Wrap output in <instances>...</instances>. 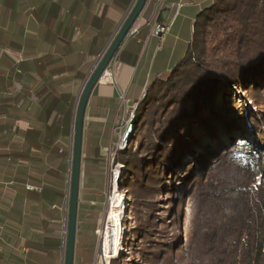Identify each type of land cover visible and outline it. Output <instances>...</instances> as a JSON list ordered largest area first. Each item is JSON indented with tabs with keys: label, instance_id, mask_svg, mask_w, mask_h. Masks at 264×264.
Wrapping results in <instances>:
<instances>
[{
	"label": "crops",
	"instance_id": "0c3cea01",
	"mask_svg": "<svg viewBox=\"0 0 264 264\" xmlns=\"http://www.w3.org/2000/svg\"><path fill=\"white\" fill-rule=\"evenodd\" d=\"M135 1L0 0V264L62 263L77 102ZM210 1H146L114 82L99 80L88 99L81 168L86 142L97 157L94 143L110 144L121 95L131 106L168 73ZM156 24L169 25L163 40L150 35Z\"/></svg>",
	"mask_w": 264,
	"mask_h": 264
},
{
	"label": "trees",
	"instance_id": "16d2710c",
	"mask_svg": "<svg viewBox=\"0 0 264 264\" xmlns=\"http://www.w3.org/2000/svg\"><path fill=\"white\" fill-rule=\"evenodd\" d=\"M235 87L258 113L232 100ZM133 105L134 139L117 161L132 199L134 234L145 238L152 233L151 213L162 192L172 199L170 207L175 205L173 186L180 169L179 182L185 183L180 203L201 199L212 214L202 228L210 263L264 264V151L259 146L264 145V0H211L197 15L182 58L147 84ZM224 131L234 134L228 146L221 138ZM194 166L200 174H193ZM231 168L235 179L221 180L220 174ZM79 207L78 195L73 264L84 234ZM90 234L89 227L87 240ZM50 245L57 249L60 240ZM154 245L163 261L171 245Z\"/></svg>",
	"mask_w": 264,
	"mask_h": 264
},
{
	"label": "rangeland",
	"instance_id": "374dc122",
	"mask_svg": "<svg viewBox=\"0 0 264 264\" xmlns=\"http://www.w3.org/2000/svg\"><path fill=\"white\" fill-rule=\"evenodd\" d=\"M231 89L232 100L240 107L251 114L259 112L244 91H240L238 87ZM143 94L144 92L140 99ZM221 102L222 99L218 101L217 106ZM118 103L119 115L111 129L110 144L94 143L99 149V157L97 152L91 153L92 146L90 147L89 142L85 144L86 158L81 168L79 194L80 225L84 236H79L75 264H109L111 261L117 264H211L202 237V228L205 220H209L212 214L201 204V199L188 197L180 203L179 194L185 187V183L179 182L180 169L175 171V205L170 207L172 199L166 196V192H162L159 198L155 199L157 210L151 213L155 217L152 233L145 238L134 234L136 223L132 199L123 188L126 182L123 177L124 167L117 161V155L119 151H125L134 139L133 120L136 105L125 104L122 95ZM244 133L243 135H250ZM221 138L228 146L233 142L234 134L224 131ZM131 146L135 149L136 141ZM259 146L264 151V145L259 143ZM187 160L191 163L193 158ZM234 161L237 162L236 159ZM209 162L212 165V159ZM193 169V174H200L195 166ZM234 172L235 169L231 168L221 173V180L227 179V175L231 176L229 179H235ZM140 215L145 218L144 213L141 212ZM89 227L93 234H90L87 240ZM91 238L94 239L92 252L88 250ZM155 243L171 245L169 255L165 256L163 261L162 253L159 254V249L154 248ZM151 253L157 254L155 261H151L155 258Z\"/></svg>",
	"mask_w": 264,
	"mask_h": 264
},
{
	"label": "water",
	"instance_id": "95a60500",
	"mask_svg": "<svg viewBox=\"0 0 264 264\" xmlns=\"http://www.w3.org/2000/svg\"><path fill=\"white\" fill-rule=\"evenodd\" d=\"M146 1L147 0L135 1L124 22L116 32L115 36L111 40L106 50L103 52L93 71L87 78L77 102L71 150V171L69 177L67 222L64 234V250L61 264H73L74 260L75 235L77 232L76 218L80 184L82 134L86 105L92 89L98 83L106 66L116 54L117 50L129 33V30L138 19L140 13L144 9ZM135 127L136 125L134 126L133 131Z\"/></svg>",
	"mask_w": 264,
	"mask_h": 264
},
{
	"label": "built area",
	"instance_id": "2783aa9c",
	"mask_svg": "<svg viewBox=\"0 0 264 264\" xmlns=\"http://www.w3.org/2000/svg\"><path fill=\"white\" fill-rule=\"evenodd\" d=\"M168 31H169V25L156 24L153 27V29L150 31V35L157 37L159 40H163L164 36L167 34ZM137 33H138V28L136 27L134 23L126 37H134ZM21 61H22V58L20 57L18 59V62H21ZM116 63H117V59H116V54H115L113 58L111 59V61L106 66L99 80H107L110 82H114V72L116 69ZM17 73H19L18 70H17ZM26 189L33 190L34 188L30 186H26Z\"/></svg>",
	"mask_w": 264,
	"mask_h": 264
},
{
	"label": "bare ground",
	"instance_id": "6f19581e",
	"mask_svg": "<svg viewBox=\"0 0 264 264\" xmlns=\"http://www.w3.org/2000/svg\"><path fill=\"white\" fill-rule=\"evenodd\" d=\"M124 206H123V204H122V207L121 208H123Z\"/></svg>",
	"mask_w": 264,
	"mask_h": 264
}]
</instances>
